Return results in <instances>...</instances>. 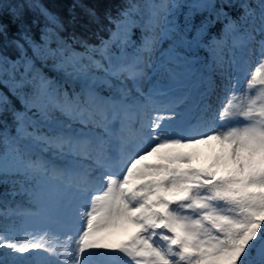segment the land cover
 Returning <instances> with one entry per match:
<instances>
[{
    "label": "snow or ice",
    "instance_id": "obj_1",
    "mask_svg": "<svg viewBox=\"0 0 264 264\" xmlns=\"http://www.w3.org/2000/svg\"><path fill=\"white\" fill-rule=\"evenodd\" d=\"M6 15L0 85L22 110L0 91V184L26 201L0 202V264H264V0H125L106 25L87 8L97 45L34 0Z\"/></svg>",
    "mask_w": 264,
    "mask_h": 264
},
{
    "label": "trees",
    "instance_id": "obj_2",
    "mask_svg": "<svg viewBox=\"0 0 264 264\" xmlns=\"http://www.w3.org/2000/svg\"><path fill=\"white\" fill-rule=\"evenodd\" d=\"M13 2H17V0H13ZM34 2L43 5L48 12L59 17L64 24V30L60 31L59 35L61 38L69 40V35H74L80 39L82 34L86 33L85 36L89 34L87 31L91 30L93 23L89 21V17L86 15L87 8L94 9L100 18V22L106 24L107 22L104 20L105 12L110 10L112 14L115 15L116 9L121 6L125 0H34ZM204 15H207V13ZM73 17H75V23H70ZM182 19L183 18L181 17V21ZM200 19H202V16H197L195 18V22L199 23ZM0 22L7 25V41L18 38L17 31L19 22L13 23L12 18L7 15L0 18ZM24 22L28 24L33 38L39 43L41 31L44 29L46 23L45 18L40 15L38 11L26 8L24 11ZM221 27L222 25L220 23H216L209 31L210 33L213 32L218 35ZM133 31L136 37H138L139 29H134ZM7 41L3 36H0V55L7 56L10 60H16L19 56V52L16 50L14 45H11ZM70 42H72V40H70ZM55 45L56 44L53 42L50 46L54 48ZM73 46L76 49H83L78 43L73 44ZM28 54L31 55V50H29ZM51 64V60L47 62V65H42L40 62H36V67L41 69V67L51 66ZM43 73H46V76H52V74H48L47 71H43ZM55 80L59 81L60 79L56 78ZM0 91L9 95V99L12 101L16 109H21L19 100L12 97L11 94L8 93L7 88L0 85ZM6 119L8 123L12 124V117L10 114L7 115ZM0 130H2V126H0ZM3 188L8 189L4 186Z\"/></svg>",
    "mask_w": 264,
    "mask_h": 264
},
{
    "label": "rangeland",
    "instance_id": "obj_3",
    "mask_svg": "<svg viewBox=\"0 0 264 264\" xmlns=\"http://www.w3.org/2000/svg\"><path fill=\"white\" fill-rule=\"evenodd\" d=\"M101 24H103V22H101ZM100 28V24H96V23H93L92 26H91V30L90 31H87L90 33V35H94V33H96L98 31V29ZM76 35V34H75ZM72 35H69L68 36V39H70ZM167 45L165 44L164 47H166ZM56 47V45H55ZM54 47V48H55ZM259 62V57L258 56H253L250 61H249V65H248V71L246 73H244V79L241 80V87H244L245 84H246V79H247V75L248 73H250L252 70H254L255 66H257ZM147 89V85H145V90ZM22 110V106H21V109ZM148 163L152 162V158H149L148 161H146ZM12 187V185H11Z\"/></svg>",
    "mask_w": 264,
    "mask_h": 264
}]
</instances>
